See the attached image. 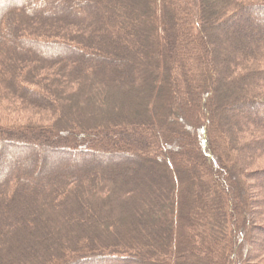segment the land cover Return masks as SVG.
I'll return each instance as SVG.
<instances>
[{"label": "trees", "instance_id": "trees-1", "mask_svg": "<svg viewBox=\"0 0 264 264\" xmlns=\"http://www.w3.org/2000/svg\"><path fill=\"white\" fill-rule=\"evenodd\" d=\"M261 162L264 0H0V264H264Z\"/></svg>", "mask_w": 264, "mask_h": 264}, {"label": "rangeland", "instance_id": "rangeland-1", "mask_svg": "<svg viewBox=\"0 0 264 264\" xmlns=\"http://www.w3.org/2000/svg\"><path fill=\"white\" fill-rule=\"evenodd\" d=\"M27 1V0H26ZM123 19H125V17H123ZM239 27V31L241 32V34H242V41H246V42H244V43H247V45H248V47H251V46H253V40L252 39H254V41H255V37L254 36H252V34L253 33H256L257 32V30L258 29H260V28H258V27H256V26H251V27H244V26H242V28H241V26H238ZM237 28V27H236ZM222 48L223 49H228L230 46H232V43L229 41V40H226V41H224L223 40V42H222ZM178 46H182V43H179V45ZM99 57V59H102V58H106L105 57V55L103 54V55H101V56H98ZM205 92H206V90H204ZM226 95H227V91H226ZM205 96H206V93H205ZM128 101V102H127ZM179 101V99H178V97H176V95L174 94L173 95V98H172V102H178ZM130 101H129V99L128 100H126L125 98H123V100L122 101H120V102H116L115 104H114V114H116V112H118V110H119V112L120 111H122L124 108H125V106L129 103ZM136 111V108L134 109V112L131 114L130 113V115L131 116H128L127 118H128V120L130 121V122H132V124H133V119L135 120H137L138 118H136L135 116H136V113L137 112H135ZM224 112V111H223ZM155 116H156V112H154L153 113ZM143 115H145V112L143 113ZM150 115V121H143V125H142V123H140V127L141 128H143V127H145L146 129H144V130H146V131H149V130H152V129H157V124L155 123V122H153V120H154V117H153V115L150 113L149 114ZM232 116H234L233 117V119L232 120H234L233 122H236V121H238V122H240V118H238V117H236L237 116V113H233V115ZM101 125L102 124H104L105 123V121H104V119L103 120H101L100 122H99ZM134 126V125H133ZM263 164H264V162H261V164L260 165H258V166H263ZM248 180H250V179H248ZM255 182V181H254ZM255 186H253V187H249L248 188V191H249V195H247V198H249L250 200H251V198H254L253 196H255L254 195V193L253 192H256V191H263L264 190V184H258V183H255L254 184ZM222 187H226V183H224V184H222ZM253 191V192H252ZM261 195V194H260ZM256 196H257V194H256ZM256 199H259L258 197L256 198ZM260 199H262V198H260ZM253 206L254 205H251V206H247L246 207V209H248V212L247 213H249L250 212V209H252L253 208ZM198 208H199V206H198ZM252 216H253V214H252ZM194 217V216H193ZM208 217V216H207ZM33 219H34V217H32ZM42 218V217H41ZM125 218H128L127 219V221H122V223L124 224V226L125 227H127V225H129V223L131 222L132 223V221H131V217H125ZM205 219H207L206 217H205ZM36 220V219H35ZM259 220H260V222L257 224V225H260V226H262V225H264V212L263 213H261L260 215H259ZM29 221V218H28V220H26V222L25 223H27ZM34 221V220H33ZM205 221V220H204ZM109 225H115V226H117L118 225V222H115V221H110L109 223H108ZM107 224V225H108ZM94 225H96V226H89L88 228V230L89 231H92L93 233H97L98 231V229L99 228H101L102 226H101V224H94ZM183 225V228H184V231H183V236H182V239H186V237L187 236H189L190 234H191V232H192V229L190 230L189 229V227H192L193 226V224L189 221V218L185 221V223L184 224H182ZM124 227V229H126ZM32 227L31 226H29V229H31ZM33 229V228H32ZM54 229H51V228H49V225H47L46 224V226L45 227H43L41 230H38V231H36V232H31V233H28L26 230H25V239H27L28 241H29V245H27L26 244V246H28L29 248H32V249H36L37 250V254H35V255H33L34 257L35 256H37V255H41L42 256V251H40L41 249H39V247H37V244H39V239L40 238H44V236H42L41 234H45L47 231L49 232V234L50 235H52V236H48L47 238V241L50 243L51 241L50 240H52V245L53 246H56L57 245V240L59 239V234L61 235L62 234V232H57V231H53ZM200 230V229H199ZM76 231H79L80 232V230H76ZM127 231H129L128 233H126V236H125V238L127 237V236H129V234L132 232V233H137V232H135V231H131V230H127ZM262 231V232H261ZM88 232V231H87ZM125 232V231H124ZM260 233H263V235H264V227H262L261 228V230H260ZM160 235V238H161V240H164V241H166L165 240V238H166V235H167V232L165 231V230H162V231H160V233H159ZM41 235V236H40ZM149 235H152L151 233L149 234ZM201 234H195V235H193L192 236V239L194 240V243H192V251H191V253L190 254H186V256H185V259H184V264H190V262L191 261H193L194 259H196L198 256L196 255V244H197V242H199L200 240H198L199 238L201 239V236H200ZM101 237H103L104 236V234H101L100 235ZM148 236V235H147ZM101 239H103V238H101ZM54 240V241H53ZM51 245V246H52ZM149 244H145V246H144V249H146V246H148ZM49 247H50V245H49ZM133 248H135V249H139V246H137V245H134V246H132ZM150 247V246H149ZM143 249V250H144ZM187 252V251H186ZM190 251L188 250V253H189ZM34 253V250H33V252L31 253V254H29V258H30V256H32V254ZM12 255V254H11ZM147 255H148V257L147 256H145L146 257V262H153L154 261V259H155V261L157 260V261H159V262H157V263H161V259H162V257H164V255H162V256H160V255H156V253H153V252H151V251H149L148 253H147ZM166 255H169L168 253H166ZM13 256V255H12ZM44 257V256H43ZM10 258H11V256H10ZM14 259H12L11 261H12V264H13V261ZM16 263H19V261L18 260H16L15 259V263L14 264H16Z\"/></svg>", "mask_w": 264, "mask_h": 264}, {"label": "water", "instance_id": "water-1", "mask_svg": "<svg viewBox=\"0 0 264 264\" xmlns=\"http://www.w3.org/2000/svg\"><path fill=\"white\" fill-rule=\"evenodd\" d=\"M88 260H94V259H86V261H88ZM83 261H85V260H83ZM77 264H82V262H78Z\"/></svg>", "mask_w": 264, "mask_h": 264}, {"label": "bare ground", "instance_id": "bare-ground-1", "mask_svg": "<svg viewBox=\"0 0 264 264\" xmlns=\"http://www.w3.org/2000/svg\"><path fill=\"white\" fill-rule=\"evenodd\" d=\"M11 163V160L9 161V163H7L6 167L5 168H8V166L10 165ZM12 164V163H11Z\"/></svg>", "mask_w": 264, "mask_h": 264}]
</instances>
